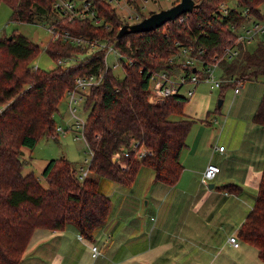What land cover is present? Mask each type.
Returning <instances> with one entry per match:
<instances>
[{"label":"trees","instance_id":"trees-1","mask_svg":"<svg viewBox=\"0 0 264 264\" xmlns=\"http://www.w3.org/2000/svg\"><path fill=\"white\" fill-rule=\"evenodd\" d=\"M0 1L10 6L14 22L30 23L39 18L73 35L101 37L126 58L122 78L105 67L107 48L69 66L45 70L30 66L40 51L38 44L16 29L9 35L11 38L0 34V264H22L37 227L60 230L71 223L81 237L92 239L108 217L111 201L101 191L97 178L79 180L78 170L65 156L49 159L43 168L46 186L33 172L21 171L28 165L21 156L23 147L31 150L44 135H58L53 114L77 75L103 71L102 81L89 89L83 104V109H89L83 132L93 154L90 172L126 184L143 164L154 170L155 179L169 185L182 171L180 151L194 121L182 117L187 101L182 95H171L153 104L148 101L150 72L165 70L174 77L181 71L190 73L192 67L168 61L172 53L186 45L192 47L194 54L202 48L198 57L207 63L214 61V56L220 58L221 75L226 78L219 86L222 93L229 86L264 75V38L259 37L250 49L232 29L252 18H264L259 8L264 0H233L238 10L230 8L226 15L217 14L218 5L224 0H198L193 11L182 13L185 18L181 22L176 18L151 31L125 33L121 37H117V32L125 20L118 18L106 0H88L107 22L106 27L76 16L57 18L52 11L57 0ZM126 1L135 4V0ZM133 7L139 11L138 5ZM232 45L237 46V55L222 59L224 49ZM44 50L52 59L82 55L79 47L51 38ZM252 119L264 125V98ZM132 144L144 146L147 154L138 160ZM125 151L129 154L124 156ZM121 161L130 165L128 172L121 167ZM260 179L257 198L237 237L253 244L264 264V165ZM221 188L240 190L233 182Z\"/></svg>","mask_w":264,"mask_h":264},{"label":"crops","instance_id":"crops-1","mask_svg":"<svg viewBox=\"0 0 264 264\" xmlns=\"http://www.w3.org/2000/svg\"><path fill=\"white\" fill-rule=\"evenodd\" d=\"M189 85L194 93L187 101L193 97L198 105L202 98L196 94L198 84ZM217 89L222 103L213 111L208 109L210 95L204 94L191 111L195 116L183 111L182 117L194 122L180 151L182 171L175 183L155 179L154 170L143 164L126 184L97 177L111 206L92 239L80 238L71 223L60 230L37 227L22 264H263L253 244L237 237L236 247L228 238L237 236L258 195L264 125L252 115L264 98V81L260 77L245 81L237 93L232 87L227 104L225 91ZM209 162L220 170L206 183L201 176ZM231 182L239 186L238 192L221 188ZM91 242L99 245L95 258Z\"/></svg>","mask_w":264,"mask_h":264},{"label":"built area","instance_id":"built-area-1","mask_svg":"<svg viewBox=\"0 0 264 264\" xmlns=\"http://www.w3.org/2000/svg\"><path fill=\"white\" fill-rule=\"evenodd\" d=\"M105 1V0H104ZM108 3L112 0H106ZM155 1V0H154ZM172 5L177 4L180 0H171ZM195 1V0H194ZM198 2V1H197ZM227 2L224 0L219 3L217 8L218 15H226V13L230 10V7L227 6ZM197 3H195L196 6ZM52 11L55 12L57 18L63 17L65 15L69 16L70 18L79 17L82 19H87L96 26H108L107 22H105L104 18L99 16L97 10L91 1L88 0H57L52 4ZM170 5V6H172ZM195 9V7H194ZM245 12V10L243 11ZM264 13V12H263ZM144 18V17H141ZM183 14L178 17V21L181 22L184 20ZM141 20V19H140ZM250 22V25H253L255 32L251 37L248 38V42L254 41L256 43L257 38H259V34L264 33V18L262 19H250L245 21V23ZM139 21V20H138ZM137 22V21H136ZM244 23V22H243ZM242 24V23H241ZM46 28L51 35V40L58 41L59 43H68L73 47H79L82 50V55H71V56H62L61 58H57L55 61L56 65L59 66H69L72 63L77 62L80 58L86 55H90L93 52L100 51L102 49H106V53L104 55V63L105 67L113 68L116 66H123V61L126 60L123 54H120L113 46L107 44V40L101 37H85L80 35H73L66 29H59L55 24L47 23ZM238 28V27H237ZM237 28L232 27L234 31ZM238 40H241L245 43L244 38H240L238 36ZM247 42V43H248ZM114 51L115 54V64H110L107 62V55L109 52ZM203 49H198L197 53H193L191 46L182 45L176 52L172 53L168 57V61L181 63L188 67H192V71L185 75L184 71H181L177 77L172 76L169 74L168 71L165 70H153L150 72V94L148 97V101L153 104L156 102H163L165 101L168 96L171 95H182L187 99L191 97L194 93L193 88H187L185 91H182L183 86L186 84L196 85L199 82H205L210 84L211 88H218L220 84L226 81V78H223L222 71L218 72L220 68V58L214 56V61L212 62H205L204 60L198 57L199 54H202ZM238 53V48L236 45L227 46L224 49V54L222 59L230 60L234 58ZM109 64V65H108ZM114 69V68H113ZM217 71V74H216ZM103 71L100 69L97 72H92V74H84V75H77L74 78V84L71 88H68L65 91V95H67V106L70 113V117L72 119L71 126L69 128H64L61 126H56L55 132L57 134H64V132L70 130L74 133L73 139L82 138L86 141L84 137V126L86 122V118H82L76 107H79V101L85 97L86 93L89 89L99 84L102 81ZM240 83H236L233 86V90L235 92H239ZM82 95L83 97H80ZM131 149L134 151V157L140 160L143 156L147 153V150L144 146H138L137 144H132ZM219 150L223 149V146L218 147ZM91 151V150H90ZM92 154V153H91ZM129 153L125 151V155ZM93 155V154H92ZM91 155V157H92ZM91 158L85 161V164H81L77 171V177L79 180L84 179L88 176L90 169L89 163ZM127 164L122 165L121 167L127 169ZM220 167L219 165H215L211 162L206 164L205 169L202 172L201 180L204 182H210L216 174L219 172ZM80 238H82L80 236ZM228 241L234 246H238L240 244V240H238L236 235L230 236ZM90 251L92 257H97L100 254L99 245L95 243H89Z\"/></svg>","mask_w":264,"mask_h":264},{"label":"rangeland","instance_id":"rangeland-1","mask_svg":"<svg viewBox=\"0 0 264 264\" xmlns=\"http://www.w3.org/2000/svg\"><path fill=\"white\" fill-rule=\"evenodd\" d=\"M198 0H195V3H197ZM227 3V6L230 8H234L236 10L237 6L235 5L233 0H225ZM136 6L138 5L139 11L134 9V3L128 2L126 0H112L109 3L112 5V7L115 10L116 15L118 18L125 20L121 23H136V21L142 19L141 14H144L145 16H148L153 11H158L159 9L169 7L172 5L171 0H135L134 1ZM234 6V7H233ZM264 12V2H262L259 6ZM244 11L245 9H242ZM11 8L8 6L5 2L0 1V34H4L6 36H9L11 32H13L15 29L20 32L22 35L26 36L30 41L36 43L39 45V53L38 55L31 60L30 66H38L42 69H51L53 67H56L55 64L56 59H52L50 55L47 53L46 50H44V47L48 41V39L51 38L50 33L48 32L46 25L48 22L41 20L37 17L35 19L38 21L36 22H18V21H12L11 20ZM253 19V18H252ZM250 22L242 23L240 26H238L237 30L234 31V33L237 36H240V38H244L245 44H247L248 48L253 49L255 47L254 41L248 42V38L253 35L256 29H254L253 25H250ZM50 23V22H49ZM120 29V28H119ZM263 37V34H259L258 37ZM258 39V38H257ZM257 41V40H256ZM248 42V43H247ZM115 54L114 51H111L107 55V62L110 64H115L116 59L114 58ZM109 65V64H108ZM114 68V69H113ZM113 72L118 78H122L123 76V68L121 66L113 67ZM217 74V71H216ZM262 80L264 81V75L260 76ZM188 87H190L189 84H186L183 86L182 91L186 90ZM213 90V92H210V90ZM197 93L201 94L202 98H200V102L198 105H195L193 103L192 98H190L187 102L184 104V111L186 114L190 116H195V113H191V111H195L197 106L201 104V100L203 101V97L210 95V104L212 105L210 109L211 111L214 110V107L216 106L218 101V94L219 90L217 88H211L210 84L205 82H199L198 86L196 88ZM203 94L205 96H203ZM224 101L227 104L229 100L233 96V90L232 87H228L225 89L224 92ZM87 96V94H86ZM199 96V95H198ZM80 97H83L80 95ZM85 102V97H83L79 101V107L77 108V111L79 115L82 118H86L89 112L88 110L83 109V104ZM225 104V105H226ZM0 108H2L0 106ZM225 109V108H223ZM224 110H222L223 112ZM219 115V114H216ZM171 118H176V115H171ZM54 122L56 126H61L64 128H69L72 123V119L70 117V113L67 106V95L64 96L63 99L60 101V103L57 106V111L53 114ZM54 133H49V135H44L41 137L37 144L34 146L32 152L30 153V156L28 155V148L25 149V147L22 148V159L24 161L28 162V165L24 166L22 168L23 173L33 172L36 176H38L40 183L43 186H46L45 179L42 177V170L45 167V165L48 163L49 159L52 158H60V157H66L69 161L72 162L74 168L78 170L81 164H85V161L89 160L91 158L92 150L90 151V148L88 146L87 139L86 141L82 138L79 139H73L74 133L70 130L64 132V134H58L57 136H52ZM25 149V150H24ZM122 165H125L126 162L121 161ZM127 171L130 170V165L127 164ZM89 178H97V175H93L91 172L88 175ZM82 238H84L82 236Z\"/></svg>","mask_w":264,"mask_h":264},{"label":"water","instance_id":"water-1","mask_svg":"<svg viewBox=\"0 0 264 264\" xmlns=\"http://www.w3.org/2000/svg\"><path fill=\"white\" fill-rule=\"evenodd\" d=\"M194 7V0H180L177 4L151 12V14L145 16L136 23H123L117 32V37H121L125 33L151 31V29H155L169 20H175L182 13L193 11ZM9 38H11V36H9ZM221 103L222 99L219 98L217 105ZM209 187H213V184L210 183Z\"/></svg>","mask_w":264,"mask_h":264}]
</instances>
